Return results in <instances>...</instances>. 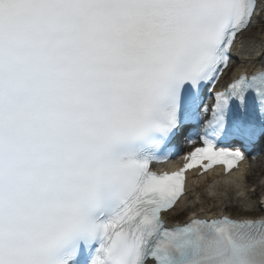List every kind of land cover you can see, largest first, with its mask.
<instances>
[{
	"label": "snow or ice",
	"instance_id": "6c2138e0",
	"mask_svg": "<svg viewBox=\"0 0 264 264\" xmlns=\"http://www.w3.org/2000/svg\"><path fill=\"white\" fill-rule=\"evenodd\" d=\"M262 154L264 0H0V264H264V216L162 219Z\"/></svg>",
	"mask_w": 264,
	"mask_h": 264
},
{
	"label": "bare ground",
	"instance_id": "6f19581e",
	"mask_svg": "<svg viewBox=\"0 0 264 264\" xmlns=\"http://www.w3.org/2000/svg\"><path fill=\"white\" fill-rule=\"evenodd\" d=\"M245 69L233 66L230 68V73H240ZM246 70H250V65L246 66ZM264 186H257L254 190L255 195L259 189H263ZM252 193L245 187L244 183L241 181L239 175L230 176L227 178H222L220 175L213 173L211 177L202 176L196 177L192 175L188 183V196L183 201L176 206V210L169 213L166 218L169 219L170 216L175 215H185L186 217L195 211L198 214H212L213 212L218 213H230L235 207L243 206L248 207L242 200L245 196L241 194ZM254 195L247 196V199H251ZM205 204L208 207L204 208ZM238 208V207H237ZM209 209H215L214 211H209ZM248 210V213H256L253 207ZM241 210V209H240ZM233 215V214H230ZM234 215H238L234 214ZM241 216V215H238Z\"/></svg>",
	"mask_w": 264,
	"mask_h": 264
},
{
	"label": "rangeland",
	"instance_id": "374dc122",
	"mask_svg": "<svg viewBox=\"0 0 264 264\" xmlns=\"http://www.w3.org/2000/svg\"><path fill=\"white\" fill-rule=\"evenodd\" d=\"M262 176H264V173H262ZM257 181H255V183H256ZM255 183H253V184H255ZM254 186H256V185H254ZM252 187H253V185H252ZM259 192H258V194H262V193H264V189H259L258 190ZM250 201H251V206L252 207H254V209L255 210H257V200H258V197L256 198V197H252L251 199H249ZM250 206V207H251ZM206 207H208V205L207 204H205V206H204V208H206ZM238 207V208H237ZM237 207H235V209L234 210H232L230 213L231 214H237L238 213V215H243V216H255V215H257V214H253V213H247V212H243V211H245V210H248V209H250V207L248 206V207H243V206H238L237 205ZM241 209V210H240ZM184 217H183V215H176V216H172V217H170V219L171 220H181V219H183Z\"/></svg>",
	"mask_w": 264,
	"mask_h": 264
}]
</instances>
